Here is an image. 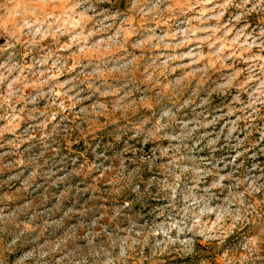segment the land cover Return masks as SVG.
Masks as SVG:
<instances>
[{
    "label": "rangeland",
    "instance_id": "1",
    "mask_svg": "<svg viewBox=\"0 0 264 264\" xmlns=\"http://www.w3.org/2000/svg\"><path fill=\"white\" fill-rule=\"evenodd\" d=\"M0 264H264V0H0Z\"/></svg>",
    "mask_w": 264,
    "mask_h": 264
}]
</instances>
